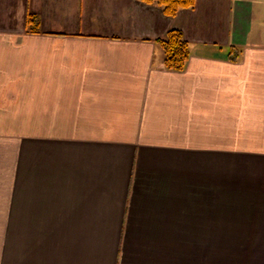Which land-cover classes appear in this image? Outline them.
<instances>
[{"label":"crops","instance_id":"crops-1","mask_svg":"<svg viewBox=\"0 0 264 264\" xmlns=\"http://www.w3.org/2000/svg\"><path fill=\"white\" fill-rule=\"evenodd\" d=\"M0 264H264V0H0Z\"/></svg>","mask_w":264,"mask_h":264},{"label":"trees","instance_id":"trees-1","mask_svg":"<svg viewBox=\"0 0 264 264\" xmlns=\"http://www.w3.org/2000/svg\"><path fill=\"white\" fill-rule=\"evenodd\" d=\"M145 5H157L166 17H174L179 10L190 9L195 6L196 0H139ZM28 32L37 33L39 23L36 17H28ZM164 53L163 64L166 70L180 72L186 66L189 58V45L183 38L182 32L176 29L167 31L164 38L156 40Z\"/></svg>","mask_w":264,"mask_h":264}]
</instances>
